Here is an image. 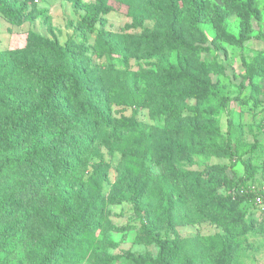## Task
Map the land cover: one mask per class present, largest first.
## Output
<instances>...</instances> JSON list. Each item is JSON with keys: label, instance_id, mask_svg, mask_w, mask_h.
Returning a JSON list of instances; mask_svg holds the SVG:
<instances>
[{"label": "rangeland", "instance_id": "1", "mask_svg": "<svg viewBox=\"0 0 264 264\" xmlns=\"http://www.w3.org/2000/svg\"><path fill=\"white\" fill-rule=\"evenodd\" d=\"M17 1L26 4V14L20 25L0 14V51L23 49L30 32L63 44L80 17L100 5V0ZM174 1V11L163 13L155 10L158 0H146L153 14L142 22L114 11L101 17L106 30L121 31L132 38L155 36L149 48H140L128 59V68L135 73L137 87L148 94V103L138 109L111 105L110 116L123 123L122 128L107 129L113 145L107 142L99 145L102 159L91 157L86 172L77 179L60 178L47 184L55 207L32 216L36 231L32 234L25 230L5 264H40L48 256H52L53 264H184L182 260L169 259L171 242L179 245L183 238L215 235L238 244L236 264H264L261 204L238 205L234 218L227 220L235 226L234 231L224 228L217 218L179 226L169 223L170 217L162 213L148 237L141 227L144 214L141 204L127 198L137 193L143 178V174L127 167L130 152L136 156L132 160L134 166L167 179L175 199L189 200L187 187L193 177L184 175L211 166L224 168L227 179L241 183L245 191L264 194V135L260 133L264 125V78L251 77L246 71L252 63L264 65V0ZM162 28L174 31L173 43L169 42L167 47L158 37ZM86 40L83 46L89 55L93 36L86 35ZM91 61L98 65L103 59ZM163 65L180 71L192 84L186 85L182 77L177 83L171 82V75L162 69ZM254 95L259 103L252 106L249 102ZM172 112L176 116L171 117ZM133 125L152 136L150 147L144 151L141 142L135 141V145L120 152L117 147ZM193 126L203 131L219 128L230 136L231 142L227 141L225 146L239 152V159L237 155L230 159L184 151L188 142L186 130ZM233 130L242 132L240 143L236 142ZM204 141L203 136L192 137L194 145ZM255 142L258 149L250 157L245 152ZM169 148L171 152L167 155ZM161 151L162 158L157 153ZM230 192L227 188L217 190L214 203L224 200ZM98 196L104 200L103 221L90 252L82 256L64 248L63 221L57 208L82 209L86 200ZM226 208L231 209L228 205Z\"/></svg>", "mask_w": 264, "mask_h": 264}, {"label": "trees", "instance_id": "2", "mask_svg": "<svg viewBox=\"0 0 264 264\" xmlns=\"http://www.w3.org/2000/svg\"><path fill=\"white\" fill-rule=\"evenodd\" d=\"M26 8V4L21 5L17 0H0V14L15 25L21 24ZM175 8L174 0H158L155 10L165 13ZM112 11L139 22L153 14L146 0H100L99 7L88 9L80 17L63 44L30 32L23 49L0 51V264L6 263L9 252L25 230L29 229L32 234L36 231L32 216L55 207L47 184L60 178L77 179L86 172L91 157L102 159L99 145L106 142L113 145L107 129L122 128L123 123L110 116L111 105L138 109L148 103V94L137 87L128 59L140 48H149L155 36L132 38L121 31L106 30L101 17ZM86 35L93 36L89 55L83 46ZM158 37L167 47L169 42L173 43L174 31L162 28ZM93 58L103 59V62L94 65ZM162 69L170 73L171 82L177 83L182 77L186 85L192 84L180 71L174 72L167 65ZM246 71L251 77L264 78L263 63H252ZM258 101V96L254 95L249 103L255 106ZM174 116L172 112L171 117ZM132 128L117 149L124 152L135 145V141H140L141 148L148 150L152 136L140 132L137 125ZM233 132L236 142L240 143L242 132ZM186 133L188 142L183 149L187 153L240 157L239 152L225 146L227 141L231 142L230 136L219 128L203 131L193 126L188 127ZM260 133L264 135V125ZM198 136L204 137V143L192 144V137ZM257 149L255 142L245 153L252 157ZM167 150L168 155L171 149ZM157 153L163 157L162 151ZM128 158L127 167L143 174V178L137 193L127 198L141 204L144 213L141 227L148 237L162 213L170 217L167 218L169 223L179 226L217 218L224 228L234 231L235 226L227 220L234 218L238 205H256L255 198L260 197L264 211V194L245 191L241 183L227 179L224 168L211 166L196 174L184 175V178L193 177L187 187L189 200H184L173 197L164 176L157 177L134 166V152H130ZM221 188H227L231 194L214 203L213 198ZM103 201V196H98L86 200L82 209L56 207L63 221L61 244L64 248L88 255L103 221ZM178 244L174 241L169 244V259L173 262L236 264L238 244L222 236L187 237ZM53 261L52 256H48L40 264H53Z\"/></svg>", "mask_w": 264, "mask_h": 264}, {"label": "built area", "instance_id": "3", "mask_svg": "<svg viewBox=\"0 0 264 264\" xmlns=\"http://www.w3.org/2000/svg\"><path fill=\"white\" fill-rule=\"evenodd\" d=\"M255 202H256V204H260L261 203V198L260 197H256L255 198Z\"/></svg>", "mask_w": 264, "mask_h": 264}]
</instances>
